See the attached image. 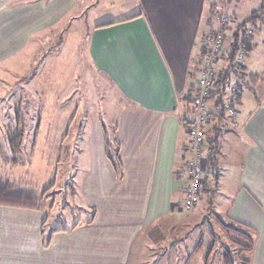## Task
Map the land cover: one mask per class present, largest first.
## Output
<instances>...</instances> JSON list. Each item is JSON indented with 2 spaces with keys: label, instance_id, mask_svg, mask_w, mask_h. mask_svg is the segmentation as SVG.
Listing matches in <instances>:
<instances>
[{
  "label": "crops",
  "instance_id": "crops-1",
  "mask_svg": "<svg viewBox=\"0 0 264 264\" xmlns=\"http://www.w3.org/2000/svg\"><path fill=\"white\" fill-rule=\"evenodd\" d=\"M218 3L0 0V64L16 52L59 49L55 26L66 18L83 19L89 26L90 60L108 74L122 96L114 156L103 128L91 140L90 174L82 186L92 208L88 218L71 227L48 228L45 209L0 205V264L141 263L153 246L168 245L161 222H171L175 238L170 245L179 243L174 221L186 212L180 205L188 184L184 118H190L193 109L184 95L198 40L212 15L209 9ZM39 35L46 39L53 35L55 42H35ZM30 41L34 42L29 45ZM258 49L256 43L245 60L252 74L264 70V52ZM259 83L242 80L236 128L226 129L211 117L205 158L213 165L206 162L201 193L207 204L189 211L243 228L253 240L251 249L242 253L248 264H264V89L259 95ZM244 85L251 91L246 92ZM214 102L211 98V108ZM150 233L153 236L145 240ZM212 241L201 240L184 264H204L202 258L208 254L206 250L203 257L201 250L206 244L209 249Z\"/></svg>",
  "mask_w": 264,
  "mask_h": 264
},
{
  "label": "rangeland",
  "instance_id": "rangeland-1",
  "mask_svg": "<svg viewBox=\"0 0 264 264\" xmlns=\"http://www.w3.org/2000/svg\"><path fill=\"white\" fill-rule=\"evenodd\" d=\"M263 2L219 0L217 6L209 9L212 13L209 18L215 23L222 13L229 16L226 52L233 31L243 21L249 23L242 34L249 49L242 48L245 56L240 72L232 66L235 70L230 79L238 82L248 78L254 84L261 79L259 95L264 89V70L263 73L252 74L246 69L245 60L256 43L258 52H264ZM82 22L83 19L66 18L55 26L59 49L54 48L53 52H16L0 64V178L10 181L15 187L40 193L45 190L44 196L48 195V198L40 204L49 216L48 228L71 227L78 219L86 220L90 215L92 208L89 209L85 201L82 186L90 174L91 140L97 135L98 128L105 130L109 153L114 156L113 141L122 96L108 74L90 60L87 50L89 26ZM42 36H36L34 41L42 45L55 42L53 35L47 39ZM227 64V58L218 59L215 63L218 70ZM221 72H216L215 80ZM244 90L251 91L247 85H244ZM227 93L226 87L225 98ZM211 98H215L213 93L207 99L208 108L213 110ZM238 104L234 122L239 114ZM15 135L21 136L18 152L12 150L10 143V138ZM14 158L17 164L12 163ZM206 204L207 198L203 195L199 208L203 209ZM189 213L184 212L174 221L179 243L170 245L175 238L171 236V222H161V231L166 233L168 245L165 248L153 246L148 251V260L141 263L139 260L136 264H184L201 240L208 244L213 240L207 263L202 258L204 264H224L227 252H232V260L240 264L239 256L250 240L239 231L224 228L223 223L227 222L221 219L207 218L208 214ZM152 236L150 233L145 240ZM208 244L201 250L203 257Z\"/></svg>",
  "mask_w": 264,
  "mask_h": 264
},
{
  "label": "built area",
  "instance_id": "built-area-1",
  "mask_svg": "<svg viewBox=\"0 0 264 264\" xmlns=\"http://www.w3.org/2000/svg\"><path fill=\"white\" fill-rule=\"evenodd\" d=\"M228 22H230L229 16L223 13L217 18L218 27L215 29L216 32L211 40L209 51L205 54L203 70L196 82L197 91L194 96L193 110L190 113L192 124H190L188 129L189 145H187V151L189 160L186 167L188 184L185 188L183 203L180 205L182 211H191L199 204L203 185L205 184V126L210 122L213 112V110L208 108L207 99L216 88L217 80H215V74L218 71V67L215 63L218 59H226L228 54L225 47L226 35L222 29ZM244 56L245 52L243 49L236 52L234 56V66H236V71L238 70V72H240L239 68ZM233 69L235 70V68ZM227 88L228 93L225 98L226 107L224 111L222 113H213L220 119L221 125L226 129H234L236 124L233 119L238 113L236 106L239 102L240 86L238 82H233L229 79Z\"/></svg>",
  "mask_w": 264,
  "mask_h": 264
},
{
  "label": "trees",
  "instance_id": "trees-1",
  "mask_svg": "<svg viewBox=\"0 0 264 264\" xmlns=\"http://www.w3.org/2000/svg\"><path fill=\"white\" fill-rule=\"evenodd\" d=\"M264 8V2L261 5ZM258 15V14H257ZM249 20V19H248ZM238 25V24H237ZM245 26H249V23L246 24L243 23L241 26L233 31L231 35V39L229 40V44L227 46L228 48V54L226 58L228 59L227 65H222V67L218 71H222L221 74L218 76L216 87L217 89L213 92V97L215 96V102H214V111L213 112H219L222 113L226 107V87H227V81L230 79V76L232 72L234 71L232 65V62L234 61V56L236 52H238L243 47L245 50H248L249 47L247 45V40H245L242 36L243 32L245 31ZM206 32L205 35L202 37V39L198 40V56L195 64L192 67L188 85L186 88V92L184 95V99L186 104L192 105L194 102V96L197 91L196 88V82L199 79L200 73L203 70V64H204V57L205 54L209 51L211 40L216 32V23L212 18H208L206 21ZM224 31V34L227 36L228 31L230 30V26L226 25L222 28ZM244 39V40H243ZM218 66V65H217ZM233 66V67H232ZM238 84L240 86L242 85V79H239ZM217 95V98H216ZM212 112L211 117H216L215 113ZM210 117V120H211ZM217 118V117H216ZM219 122L221 123L220 119L217 118ZM184 121L187 122V129H189L190 124H192V120L189 117L184 118ZM210 123V122H209ZM208 123V124H209ZM222 124V123H221ZM236 124V123H235ZM208 125L205 126V131ZM189 135V134H188ZM206 136V134H205ZM21 141L20 135H15V137L10 138V143L12 145V150L14 152H18V144ZM189 143V140H188ZM189 145V144H188ZM206 155V154H205ZM189 160V159H188ZM207 162V166L210 163V165H213V160H209V158H205ZM13 164H17L18 161L14 158L12 160ZM188 162V161H187ZM205 162V163H206ZM206 165V164H205ZM207 172V170H206ZM205 175V174H204ZM205 183V182H204ZM205 187V184L203 185V188ZM45 191V190H44ZM44 191L42 193L37 192L36 190L32 189H23L22 187H15L10 181L0 178V205L1 206H9V207H16V208H23V209H30V210H36V209H45L41 206V201L44 200V198H48V195L44 196ZM224 228H231L234 231H239L240 233L244 234L245 237H247L248 240H250V244L247 245V247H244V250L247 251L248 249H251L252 247V237L248 236V233L243 230V228L236 226L235 224H224ZM213 248V245L210 246V248L207 250V254L209 257V254ZM232 252H227L224 255V264H235L234 259L231 258ZM208 257H206V261L208 260ZM240 264H248V259L244 256H239ZM207 263V262H206Z\"/></svg>",
  "mask_w": 264,
  "mask_h": 264
},
{
  "label": "water",
  "instance_id": "water-1",
  "mask_svg": "<svg viewBox=\"0 0 264 264\" xmlns=\"http://www.w3.org/2000/svg\"><path fill=\"white\" fill-rule=\"evenodd\" d=\"M217 170H218V168H217ZM207 218H209L208 216H206Z\"/></svg>",
  "mask_w": 264,
  "mask_h": 264
}]
</instances>
